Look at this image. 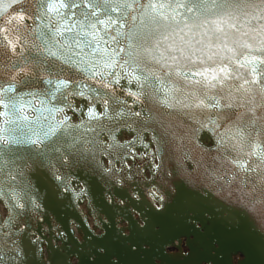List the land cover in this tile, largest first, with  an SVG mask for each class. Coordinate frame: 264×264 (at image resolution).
Instances as JSON below:
<instances>
[{"label":"snow or ice","instance_id":"snow-or-ice-1","mask_svg":"<svg viewBox=\"0 0 264 264\" xmlns=\"http://www.w3.org/2000/svg\"><path fill=\"white\" fill-rule=\"evenodd\" d=\"M193 147L208 156L195 179L181 160ZM84 169L101 202L210 208L212 254L243 234L264 257V0H0V264H37V251L43 264L31 221ZM141 219L83 252L50 249L48 264H137L161 229ZM188 221L185 264H212L194 253L209 227Z\"/></svg>","mask_w":264,"mask_h":264},{"label":"water","instance_id":"water-1","mask_svg":"<svg viewBox=\"0 0 264 264\" xmlns=\"http://www.w3.org/2000/svg\"><path fill=\"white\" fill-rule=\"evenodd\" d=\"M190 159L182 162L190 165L189 171L193 174V179L197 175L203 174V168L197 167L194 161H200L201 164L207 163L208 156L202 153L199 149L193 147L187 153ZM146 164L147 161H141ZM151 180L152 177L149 176ZM76 191L70 194V197L65 199L58 210L46 208L47 213L44 221H36L33 217L31 224L33 230H36V225L42 226V245H34L37 249L43 248V264H48L50 249L58 248L77 249L78 251H86L89 241H94L101 235H106L114 229L130 228L131 224L135 225L139 221L141 226L144 221L141 219V211L145 215L152 217L150 223H157L159 233H150L144 242L150 244L148 249L141 248V253L134 259L137 264H185L184 257L190 253L192 248L193 237L191 232L194 228L188 221L189 215L195 213L197 221L203 220L206 227H209V222L204 216L205 211L211 212L209 209H202L194 206L192 208H175L168 215L161 216L155 212V209L149 207L151 198L145 195L141 201L132 200L128 205V210L123 211V205H119L115 201L109 203L107 200L101 202V190L104 188L102 179L88 169L78 170V178L75 182ZM80 188L85 189L83 193L79 191ZM122 189H113V194L116 199H122L119 195ZM3 205H0V217L6 215V210ZM134 208V211H133ZM138 215V218L136 217ZM94 225V228L91 227ZM100 231V233H98ZM57 232H63L67 240L57 236ZM222 225L220 223L211 224L208 234L199 237L197 247L194 249L197 259L213 260L212 264H264V257L259 254V250L252 242L243 234L232 235L225 238L224 245L217 246L219 249L211 250L214 246L211 244L209 237L221 235ZM37 231V235H40ZM185 242L189 248V252L185 253L182 248V243ZM178 248L180 253H169V248ZM79 255L73 254L71 256L72 264H79ZM35 260L37 264L40 262V252H36Z\"/></svg>","mask_w":264,"mask_h":264},{"label":"bare ground","instance_id":"bare-ground-1","mask_svg":"<svg viewBox=\"0 0 264 264\" xmlns=\"http://www.w3.org/2000/svg\"><path fill=\"white\" fill-rule=\"evenodd\" d=\"M4 211V209H2ZM5 212V211H4Z\"/></svg>","mask_w":264,"mask_h":264}]
</instances>
